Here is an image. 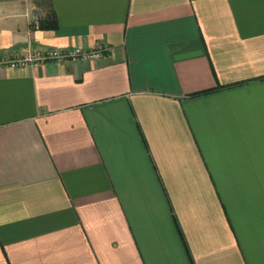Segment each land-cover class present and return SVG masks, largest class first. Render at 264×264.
<instances>
[{
	"label": "crops",
	"instance_id": "0c3cea01",
	"mask_svg": "<svg viewBox=\"0 0 264 264\" xmlns=\"http://www.w3.org/2000/svg\"><path fill=\"white\" fill-rule=\"evenodd\" d=\"M99 45L0 70V264H264V0H0Z\"/></svg>",
	"mask_w": 264,
	"mask_h": 264
},
{
	"label": "built area",
	"instance_id": "2783aa9c",
	"mask_svg": "<svg viewBox=\"0 0 264 264\" xmlns=\"http://www.w3.org/2000/svg\"><path fill=\"white\" fill-rule=\"evenodd\" d=\"M103 53V45L90 49L79 46L64 49L57 47L47 49L31 48L25 54L18 56L0 55V70L37 66L45 61L63 62L65 60L98 59L103 57Z\"/></svg>",
	"mask_w": 264,
	"mask_h": 264
},
{
	"label": "trees",
	"instance_id": "16d2710c",
	"mask_svg": "<svg viewBox=\"0 0 264 264\" xmlns=\"http://www.w3.org/2000/svg\"><path fill=\"white\" fill-rule=\"evenodd\" d=\"M53 25H55V23H53ZM54 27V26H53Z\"/></svg>",
	"mask_w": 264,
	"mask_h": 264
}]
</instances>
